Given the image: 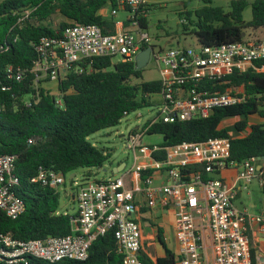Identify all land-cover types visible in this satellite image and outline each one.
<instances>
[{"label":"built area","instance_id":"2783aa9c","mask_svg":"<svg viewBox=\"0 0 264 264\" xmlns=\"http://www.w3.org/2000/svg\"><path fill=\"white\" fill-rule=\"evenodd\" d=\"M151 11L148 0H106L98 14L113 31L107 27L105 32L98 24L69 23L57 30V36L41 38L30 69L17 65L7 67L9 78L18 83L30 74L38 94L39 88L46 89L45 84H56L57 93L46 91L58 96L56 103L62 107L59 86L73 71L83 72L84 64L90 69L97 58H111L114 63H137L138 55L152 48L148 64L152 62L158 69L161 91L148 95L149 103L159 104L156 116L136 127L127 138V148L134 157L129 170L127 163H120L115 169L124 174L117 178H93V169L80 181L71 176V186L77 191L71 200L76 202L77 210L64 213L71 216V233L26 241L10 232L3 233L0 264L86 261L93 243L111 231H114L122 264H143L141 215L144 210L170 209L175 210L178 264H254L250 232L253 224L264 227V210L253 214L237 207L235 201L239 192L248 189L259 175L262 159L231 160V137L172 146L147 145L143 140L151 135L149 130L158 122L171 124L206 118L216 108L245 103L251 97L245 91L213 92L210 86L235 69L245 72L253 68L264 72V41L157 48L149 32ZM120 12L126 14L124 20L118 19ZM181 21L189 24L187 18ZM256 62L262 65L257 67ZM154 96L159 99L153 100ZM229 168L238 172L235 183L219 177ZM260 174L264 187V171ZM66 177L60 171L41 166L32 182L54 187L59 192L66 185ZM20 185L17 156L0 155V210L13 220L26 211L25 201L17 194ZM201 224L209 231L213 259L207 254L206 228Z\"/></svg>","mask_w":264,"mask_h":264},{"label":"trees","instance_id":"16d2710c","mask_svg":"<svg viewBox=\"0 0 264 264\" xmlns=\"http://www.w3.org/2000/svg\"><path fill=\"white\" fill-rule=\"evenodd\" d=\"M105 2L5 0L0 3V155L17 156V174L21 178L17 194L26 203V211L15 220L0 210V235L10 232L15 238L26 241L70 234L71 216L59 213V192L54 187L32 182L38 169L43 166L68 175L78 169L103 167L112 155L111 150L94 145L90 137L118 126L126 113L150 105L148 95L161 91L159 80L136 82L143 79L144 72V69H137V63H114L107 57L95 59L90 69L84 64L83 72L73 71L61 82L62 107L56 103L58 96L46 89L39 88L38 94L30 74L22 83L9 78V65L30 69L41 38L57 36L58 31L48 24L54 14L68 20L59 30L69 23H81L98 24L105 32H108L107 27L113 31L98 14ZM230 5L228 12L220 6L206 5L195 11V21L191 19L193 14L188 13L189 23L195 26L191 32L197 36L199 44L220 46L241 42L245 40L246 29L264 28V0H230ZM248 6L252 7L253 18L245 22L244 11ZM188 26L185 25L186 30ZM261 65L262 62H256L257 67ZM214 84L210 86L213 92L224 93L243 86L251 97L239 105L216 108L206 118L171 124L158 122L149 134L163 135L162 146L203 142L230 137L229 130L222 127L224 121L243 117L235 127L239 132L248 133L232 139L231 160L263 159L264 123L250 125L248 119L254 114L264 118V72L253 68L245 72L235 69ZM159 237L165 246L162 236ZM141 259L143 264L177 263L175 254L167 248L164 257L153 259L144 246ZM36 264H122V256L117 253L114 231H111L93 243L86 261L49 263L37 260Z\"/></svg>","mask_w":264,"mask_h":264},{"label":"rangeland","instance_id":"374dc122","mask_svg":"<svg viewBox=\"0 0 264 264\" xmlns=\"http://www.w3.org/2000/svg\"><path fill=\"white\" fill-rule=\"evenodd\" d=\"M5 0H0V3ZM152 6V11L149 16V32L154 38L155 45L157 48H177V47H198L199 42L197 36L191 31L195 28L194 25L188 24V29L186 30L185 24L182 23V19L188 18V13H192V20H196L195 11L206 6H220L223 7L226 11L231 10L230 0H210L211 3H208L209 0H148ZM251 1V0H249ZM126 14L120 12L118 19L124 20ZM253 18L252 7L248 6L244 11V20L246 22L251 21ZM63 22H68L60 14H54L48 21L49 26L53 30H59ZM261 30H264L261 28ZM255 31L253 29H246L244 32L246 41L253 40H264L250 39L249 33ZM115 61H119V58H116ZM160 79V74L155 65L151 62L145 68L143 72V79L136 80V82L142 81H155ZM46 85V84H45ZM47 86V85H46ZM53 86V87H52ZM48 88L53 90L54 93L57 92L56 84H49ZM159 99L158 96H154L153 100ZM159 104H151L143 107L135 112H132L130 115L122 119L121 123L118 126L104 129L90 137V140L94 145L110 149L111 157L105 162L102 168H95L92 171L91 176L93 178L103 180L110 178H117L124 174V172L115 173V168L120 163H127V170H129L134 164V157L131 151L127 148V138L132 133V131L138 127L143 126L150 118L156 116L158 112ZM142 114V118H138V115ZM262 119L258 115L251 116L248 121L249 124H257ZM238 121V120H237ZM235 119H227L223 123L222 127L227 128L230 132V135L236 137L240 135L238 130L235 127ZM247 132H244V135ZM164 140L163 135L153 134L146 135L144 137V144L153 145L160 144ZM89 171L87 169H78L67 175L66 185H62L59 190L60 194V208L59 213H75L77 210L76 202L72 201V196L76 194V190L73 189L71 176L75 175L76 180H83ZM253 190V188H252ZM244 193V198L246 201L251 202L257 198V193L250 198L247 197V191ZM239 206V202L236 204ZM145 251H147L153 259L157 258L163 252L162 246L158 241L145 237Z\"/></svg>","mask_w":264,"mask_h":264},{"label":"crops","instance_id":"0c3cea01","mask_svg":"<svg viewBox=\"0 0 264 264\" xmlns=\"http://www.w3.org/2000/svg\"><path fill=\"white\" fill-rule=\"evenodd\" d=\"M251 1H254V0H251ZM248 37L250 39H257V37H261L258 39H263L264 30H261L260 28L258 30L252 31L249 33ZM260 41H264V40H260ZM49 84L52 85L53 83H47L46 84L47 86L44 85L45 88L51 91L52 93H54L53 90L48 88ZM232 90L233 91H245L243 86L234 88ZM254 115H258V114H254ZM258 117L260 116L258 115ZM260 118L262 120L257 124L264 123V118L262 117ZM229 119H235L237 123L240 119H243V117H235V118H229ZM245 132L248 133V131H245ZM239 133L240 135L236 137H233L232 135H230V137L233 139L237 137L239 138L245 137L247 135V133L244 135V132H239ZM261 171H264V160L263 159L259 163V175L254 179V181L251 183L248 189H242L239 192V195L235 201V204H237L238 202L240 204L239 206L236 205L237 207H239L242 210H247L248 212L253 213V214H257L264 210V187L261 185V181H260L262 178L260 174ZM237 173L238 172L236 169L229 168V169L222 171L219 177L227 180L230 183H235L237 180ZM245 191H247V194H248L247 197H250V198L255 194L254 192H256L257 198L255 197V200H252L251 202L246 201V199L244 198V193H246ZM141 224L144 230V241H145V237H147V238L158 241V243L162 246L163 252L158 257H164L166 255V248L172 251L174 254H177L178 242L176 239V219H175L174 209H170L168 211L144 210L141 215ZM201 227L206 228V225L201 224ZM205 234L207 236V246H208L207 254L211 259H213L214 252L212 250V242L209 238V235H208L209 231L207 228L205 229ZM159 235L162 236L166 247L161 243ZM250 238H251V249H252L254 264H264V227H262L259 224H253L251 227ZM143 245L145 246V243H143Z\"/></svg>","mask_w":264,"mask_h":264},{"label":"water","instance_id":"95a60500","mask_svg":"<svg viewBox=\"0 0 264 264\" xmlns=\"http://www.w3.org/2000/svg\"><path fill=\"white\" fill-rule=\"evenodd\" d=\"M151 50L152 48H147L146 50H144L138 55L137 69H144L147 66L149 59H150ZM123 164L125 165L126 163L124 162ZM118 172L119 170L115 169V173H118Z\"/></svg>","mask_w":264,"mask_h":264}]
</instances>
